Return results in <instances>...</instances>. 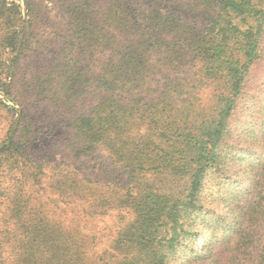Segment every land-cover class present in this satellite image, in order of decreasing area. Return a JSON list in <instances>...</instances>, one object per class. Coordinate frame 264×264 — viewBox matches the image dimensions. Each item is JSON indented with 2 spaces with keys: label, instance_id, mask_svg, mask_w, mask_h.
I'll use <instances>...</instances> for the list:
<instances>
[{
  "label": "rangeland",
  "instance_id": "1",
  "mask_svg": "<svg viewBox=\"0 0 264 264\" xmlns=\"http://www.w3.org/2000/svg\"><path fill=\"white\" fill-rule=\"evenodd\" d=\"M128 1L138 9L160 10H173L179 3L182 15L192 24L204 22L217 2L0 0V79L10 82L7 94L0 91V149L16 122L19 123L16 139L24 144L22 150L6 151L1 158L0 264H26L28 241L41 230V235H55L78 249L83 256L81 264H124L130 249L124 245L123 231L136 216L132 207L120 202L125 200V193L127 197V187L134 180L128 167L106 145L92 146L75 128V123L108 94L99 78L114 68L117 52L107 49L117 47L116 40L120 46L123 44L122 36L108 23L113 20L118 23L115 13L120 16L123 2ZM80 19L87 20L84 25L87 30L82 33L77 25ZM107 31L115 33L116 38L105 42ZM17 35L24 36L25 43L14 53L7 38ZM16 56L11 75L7 64ZM161 68L151 85L124 89L125 103L139 97L148 101L164 93L168 79L177 78L178 82L179 78L187 77L195 82L192 91L202 100L201 109L209 108L211 87L199 80L196 67ZM261 120H264V55L251 67L225 136V147L231 149L229 160L226 166L212 170L205 178L202 207L191 216L194 220L191 228L210 239L212 255L202 259L192 255L195 242L181 237L177 253L163 247L169 254L167 264L258 263L261 242L255 241L252 253L246 255L241 252L239 235L231 229L233 223L245 218H236L239 194L233 188L247 163L233 159L232 155L243 150L264 154V133H257ZM138 129L140 126L132 127L135 131L132 136L144 133V129L136 132ZM251 228L260 235L264 220ZM196 243L201 250V240ZM138 259L143 264L140 256ZM75 263L76 259L68 258L62 264Z\"/></svg>",
  "mask_w": 264,
  "mask_h": 264
},
{
  "label": "trees",
  "instance_id": "2",
  "mask_svg": "<svg viewBox=\"0 0 264 264\" xmlns=\"http://www.w3.org/2000/svg\"><path fill=\"white\" fill-rule=\"evenodd\" d=\"M123 4L120 16L115 13L118 23H108L123 39L121 46L116 40L117 47H108L117 52L115 66L99 78L108 94L90 113L77 118L75 128L92 146L106 145L134 180L120 202L132 207L136 216L123 231L124 245L130 249L124 264H139V256L143 264H167L169 254L163 247L177 253L181 237L195 242L192 255L209 257L210 239L191 228V216L202 207L205 178L229 160L231 149L225 147L224 139L251 67L264 55V0H217L214 11L197 24L187 22L179 3L173 10L138 9L129 1ZM80 22L82 33L87 20ZM106 37L105 42L116 34L107 31ZM7 40L14 53L25 43L20 35ZM17 56L7 64L11 75ZM188 65L196 67L199 80L211 87L209 108L201 109L202 100L192 91L195 82L187 77L178 82L168 79L164 93L148 101L139 97L125 103L124 89L151 85L163 66L171 70ZM9 84L0 79V91L7 94ZM133 126H140L136 132L144 129V133L132 136ZM18 127L16 122L0 149V166L3 153L24 147L16 139ZM257 128L258 134L264 133V120ZM251 152L231 154L247 162L244 174H236L239 182L233 188L239 194L236 218L245 217L247 222L239 219L231 229L239 235L241 252L246 255L252 253L255 241L261 242L257 264H264V231L257 236L251 228L264 220V154ZM41 233L28 241L26 264H62L68 258L81 264L78 249L55 235ZM200 240L202 251L196 243Z\"/></svg>",
  "mask_w": 264,
  "mask_h": 264
}]
</instances>
